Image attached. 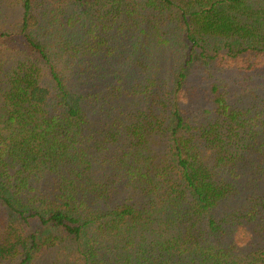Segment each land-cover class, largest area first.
<instances>
[{
  "label": "trees",
  "instance_id": "1",
  "mask_svg": "<svg viewBox=\"0 0 264 264\" xmlns=\"http://www.w3.org/2000/svg\"><path fill=\"white\" fill-rule=\"evenodd\" d=\"M0 264H264V0H0Z\"/></svg>",
  "mask_w": 264,
  "mask_h": 264
}]
</instances>
